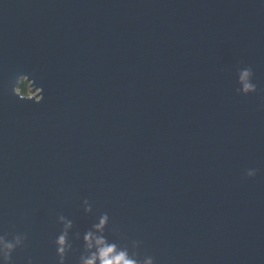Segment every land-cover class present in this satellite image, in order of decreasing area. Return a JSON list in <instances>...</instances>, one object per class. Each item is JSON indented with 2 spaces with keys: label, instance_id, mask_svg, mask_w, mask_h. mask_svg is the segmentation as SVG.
Instances as JSON below:
<instances>
[{
  "label": "water",
  "instance_id": "1",
  "mask_svg": "<svg viewBox=\"0 0 264 264\" xmlns=\"http://www.w3.org/2000/svg\"><path fill=\"white\" fill-rule=\"evenodd\" d=\"M249 69L257 92L237 94ZM22 75L45 103L14 96ZM104 212L156 264H264V0H0L14 264H56L60 214L78 264L75 231Z\"/></svg>",
  "mask_w": 264,
  "mask_h": 264
},
{
  "label": "clouds",
  "instance_id": "2",
  "mask_svg": "<svg viewBox=\"0 0 264 264\" xmlns=\"http://www.w3.org/2000/svg\"><path fill=\"white\" fill-rule=\"evenodd\" d=\"M251 74V69L242 73L239 80L241 88L237 89V94L248 96V94H255L257 92L256 85L249 80ZM25 78L31 79L28 75L20 76L13 88L14 96L20 102H26L28 104L41 105L45 103V91L40 94L42 97L40 103L18 94L17 89L21 88ZM256 175L257 171L254 169H249L246 172L248 179H253ZM83 210L87 215L93 214V206L88 199L83 201ZM57 222L62 226V229L54 241L57 256L56 264H68L70 254L79 251L78 249H74L70 236L76 226L71 219H68L63 214L58 216ZM109 226L110 216L107 212H104L98 215L97 222L93 223L91 228L83 236H81L79 231H75L74 239L76 241L82 239L83 241V251L79 255L78 264H156L154 257L148 255L142 256L140 251L142 241H129L127 236L115 227L111 228V232L123 243H117L116 240L110 241L107 236ZM28 239L27 233L13 232L11 238H9V234L0 235V261H2V264H14V253L17 250L26 248ZM27 264H33V260L29 258Z\"/></svg>",
  "mask_w": 264,
  "mask_h": 264
},
{
  "label": "rangeland",
  "instance_id": "3",
  "mask_svg": "<svg viewBox=\"0 0 264 264\" xmlns=\"http://www.w3.org/2000/svg\"><path fill=\"white\" fill-rule=\"evenodd\" d=\"M23 82H26V83H27V90H28V93H29V94H36V91L33 90V87L31 86L30 83H28L26 80H24ZM23 82H22V83H23Z\"/></svg>",
  "mask_w": 264,
  "mask_h": 264
},
{
  "label": "trees",
  "instance_id": "4",
  "mask_svg": "<svg viewBox=\"0 0 264 264\" xmlns=\"http://www.w3.org/2000/svg\"><path fill=\"white\" fill-rule=\"evenodd\" d=\"M21 89L26 93V90H27V83L26 82L22 83Z\"/></svg>",
  "mask_w": 264,
  "mask_h": 264
},
{
  "label": "flooded vegetation",
  "instance_id": "5",
  "mask_svg": "<svg viewBox=\"0 0 264 264\" xmlns=\"http://www.w3.org/2000/svg\"><path fill=\"white\" fill-rule=\"evenodd\" d=\"M26 94H29V93H28V90H26Z\"/></svg>",
  "mask_w": 264,
  "mask_h": 264
}]
</instances>
